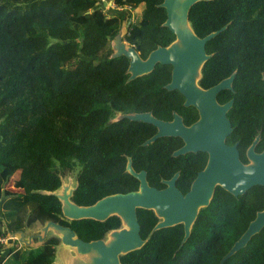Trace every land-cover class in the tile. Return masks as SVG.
<instances>
[{"label": "trees", "instance_id": "trees-1", "mask_svg": "<svg viewBox=\"0 0 264 264\" xmlns=\"http://www.w3.org/2000/svg\"><path fill=\"white\" fill-rule=\"evenodd\" d=\"M113 1L135 11L136 21L124 40L143 59L175 40L162 25L163 0ZM97 2L0 0V220L8 232L41 233L46 222L53 221L71 227L84 240L104 238L122 226L121 219L65 218L54 194L64 175L75 173L70 200L83 206L138 187L125 169L123 151L148 135L136 137L133 129L140 122L125 115L145 109L149 97L163 95L161 85L169 82L171 66L156 64L149 73L128 80V58L110 52L123 15L106 13ZM188 22L199 37L226 25L205 44L213 56L201 67L203 87L236 70L235 85L245 83L251 93L260 89L264 96V0L197 1L189 9ZM174 95L180 94L169 93ZM142 168L148 171L135 167ZM8 179L18 181L23 192L6 189ZM263 208V186L238 197L216 190L183 243L181 223L152 231L157 216L137 208L145 242L119 260L219 264ZM59 244L58 235H47L42 241L12 246L0 264H52ZM223 264H264V226Z\"/></svg>", "mask_w": 264, "mask_h": 264}, {"label": "water", "instance_id": "water-1", "mask_svg": "<svg viewBox=\"0 0 264 264\" xmlns=\"http://www.w3.org/2000/svg\"><path fill=\"white\" fill-rule=\"evenodd\" d=\"M201 0H163L159 5L166 11L163 26L174 35L175 40L168 46H157L151 50L145 59L141 58L133 46H126L119 34L114 39V56L128 58V80L152 71L156 64L171 65V79L166 85L169 90H178L185 98L186 105H195L200 109V119L190 127H184L180 117L175 115L171 122H164L152 117L149 113L125 115L133 121H143L155 125L158 131L144 141L147 144L162 136H180L185 144L173 154H183L188 151L202 150L209 154V159L202 171L198 173L186 194H181L174 186V175L166 181L167 187L157 189L148 185L145 171H135L130 161L127 171L139 181L138 190L126 193L106 195L93 204L77 205L70 200L75 187L62 184L60 192L54 194L61 201L62 215L71 220L91 218L103 221L112 215L118 216L125 227L112 230L109 239L84 240L77 236L69 226L48 221L37 234L42 241L49 229L59 236L60 242L71 247L74 251V264H122L119 255L140 248L144 240L140 236V225L137 221L136 209H152L160 220L153 226L152 231L182 224L183 243L190 234L191 226L197 216L198 209L207 206L212 196L215 184H219L234 196L243 194L254 185L264 186V153L261 162L258 157L254 165L244 166L237 158L235 147H227L223 138L229 131V122L224 116V110L229 105L218 106L215 101L216 93L228 87L233 74L208 88H199L196 80L202 64L209 58L205 44L226 28V25L208 33L203 37L197 36L188 22L190 7ZM217 154V159H214ZM229 156V157H228ZM264 226V209L258 211L229 251L221 258L219 264L235 251L245 246L252 235ZM19 239L29 244L32 236L25 238L24 232H16Z\"/></svg>", "mask_w": 264, "mask_h": 264}, {"label": "flooded vegetation", "instance_id": "flooded-vegetation-1", "mask_svg": "<svg viewBox=\"0 0 264 264\" xmlns=\"http://www.w3.org/2000/svg\"><path fill=\"white\" fill-rule=\"evenodd\" d=\"M135 21L136 17L135 20L130 21L124 19L123 16V26L120 30V35L121 40L125 42L126 46H133L129 45L124 40V34L131 26V24L135 23ZM116 43L117 42L113 40L112 49L110 51L111 54L114 52L113 45H115ZM246 51L248 50H244L243 52L245 53ZM207 54L209 55V58L207 60H209L213 56V53ZM245 57L246 56H243L242 58L245 59ZM207 60H205V62ZM236 73V70H233L227 76L221 78L214 84L203 87L199 82L201 76L200 68L196 83L199 88L208 89L233 74V79L232 81H230L229 86L222 88L216 93L215 101L218 106H224L229 103V105L224 110V116L229 122L230 129L223 138L224 144L227 147L234 146L237 151L238 161L244 166H249L255 164L256 157H258L261 162V154L264 153V96L261 95L262 91H260V89H254L255 92L251 93L245 83L240 86L235 85ZM262 79L264 80V75H262ZM169 82L161 85V87L165 89L164 91L159 89L163 93L162 96L149 97L148 104H146L145 109L135 111L131 114L147 112L152 117L164 122H171L174 119V116L177 115L180 117L181 123L184 127H190L192 124L199 121L201 116L200 109L195 105H186V98L178 90L167 89L166 85ZM151 91L154 92L155 89H152ZM172 91H177L180 95L169 96V93H172ZM135 122H140V124H136L135 128L133 129V134L136 137L138 135L148 136L145 137L141 142H134L133 146L129 150L125 148V150L123 151V156L126 158L125 169L127 170L126 166L128 161H130L131 166L135 171H145V178L148 185L157 189H164L165 187H167L166 181H169L174 175H176V178L174 180L175 188L181 194H186L190 190L193 180L196 178L198 173L202 171L206 166L209 159L208 152L197 150L174 155L173 153L185 144L183 138H181L180 136H162L147 144H143L145 140L157 133L158 128L148 122L136 120ZM138 145L146 147V150L144 151ZM127 151H129V153ZM213 156L214 159L218 158L217 154H214ZM136 166L146 167L148 168V171H146L144 168L136 170ZM147 176H149V179L152 183H160L159 186L150 184ZM256 186L263 185H254L249 189ZM138 187L136 190H138ZM219 189L226 191L218 183L215 184L209 203L213 200L215 191ZM228 193L231 194L230 192ZM240 195L242 194H239L238 196ZM203 207H200L198 209V212ZM157 218L159 221L160 218ZM120 228H122V226ZM109 233L110 231L107 232L104 238L101 239L107 241L109 239Z\"/></svg>", "mask_w": 264, "mask_h": 264}, {"label": "crops", "instance_id": "crops-1", "mask_svg": "<svg viewBox=\"0 0 264 264\" xmlns=\"http://www.w3.org/2000/svg\"><path fill=\"white\" fill-rule=\"evenodd\" d=\"M5 188L9 189L11 191H14V192H18V193L23 192L22 185L18 181L12 180V179H10V180L8 179L6 181ZM24 234H25V238H26L27 232H24ZM28 234H29V236H32V241H35L37 239L36 235L40 234V233H36V232L32 231ZM47 235H56V234L53 231H51V229H49L47 231L46 236ZM12 246H13L12 244H8L7 246L0 248L1 249L0 250L1 251L0 261H2L3 259L8 257V255L10 254V249ZM57 250H59V259H60L61 263L59 261H56ZM73 256H74L73 249H71V248L67 249V247L60 242V244L56 247L55 258H54V261L52 264H74L72 261Z\"/></svg>", "mask_w": 264, "mask_h": 264}, {"label": "built area", "instance_id": "built-area-1", "mask_svg": "<svg viewBox=\"0 0 264 264\" xmlns=\"http://www.w3.org/2000/svg\"><path fill=\"white\" fill-rule=\"evenodd\" d=\"M98 5L100 6V4H104L107 8L111 7L112 10H117V11H121V10H125L128 11V13L133 12V10L130 9L129 6H117L113 0H108V2L105 3L104 0H97ZM101 8L103 9V7L101 6ZM104 12H107L103 9ZM120 14V13H118ZM123 15V14H122ZM124 19L127 20H135V16H132L131 14H125L123 15ZM23 242L19 239V235L16 232H8L7 230H5L3 224L1 223L0 220V248H3L4 246H7L8 244H12L13 246L15 245H21Z\"/></svg>", "mask_w": 264, "mask_h": 264}, {"label": "rangeland", "instance_id": "rangeland-1", "mask_svg": "<svg viewBox=\"0 0 264 264\" xmlns=\"http://www.w3.org/2000/svg\"><path fill=\"white\" fill-rule=\"evenodd\" d=\"M104 1H105V3L108 2V0H104ZM99 2H100V0H99ZM101 6L103 7V9L105 11H107L106 13H108V14L120 13V14H123V15H125V14H131L132 16H135V11L134 10H133V12H131V13L129 12L128 13V11H125V10H121V11L120 10L119 11L112 10L111 7H108L107 8L104 4H100V7ZM62 184H69L70 187H74L75 186V173L74 172H71V173L65 174L64 177H63ZM60 190H61V188L57 192H60ZM122 227H125V225L123 223H122ZM31 231L32 230H28L27 231L26 238L29 237V234L28 233H30ZM51 231H54V230H51ZM34 243H36V242H34ZM66 247H67V249L68 248H71L69 246H66ZM56 261H59L60 262V259H59V250H57V253H56Z\"/></svg>", "mask_w": 264, "mask_h": 264}]
</instances>
